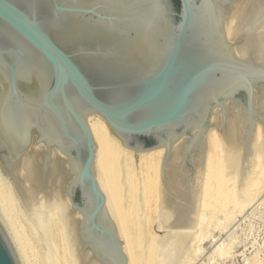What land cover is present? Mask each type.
<instances>
[{
  "label": "water",
  "instance_id": "water-1",
  "mask_svg": "<svg viewBox=\"0 0 264 264\" xmlns=\"http://www.w3.org/2000/svg\"><path fill=\"white\" fill-rule=\"evenodd\" d=\"M245 65L223 35L215 0H0V161L55 146L76 167L70 199L99 256L126 264L94 174L82 116L98 114L134 151L202 129L209 107L239 99L252 116ZM251 77V76H250ZM222 127V126H221ZM0 264H18L0 226Z\"/></svg>",
  "mask_w": 264,
  "mask_h": 264
},
{
  "label": "bare ground",
  "instance_id": "bare-ground-1",
  "mask_svg": "<svg viewBox=\"0 0 264 264\" xmlns=\"http://www.w3.org/2000/svg\"><path fill=\"white\" fill-rule=\"evenodd\" d=\"M215 6L233 56L264 68V0H215ZM250 76L254 127L248 143L252 116L239 99L223 100V125L222 109L212 102L202 129L193 126L167 156L166 147L127 148L98 114H83L93 138L94 178L126 264L192 261L215 213L244 209L264 190V74ZM32 145L15 173L0 161V226L18 264H29L19 223L44 247L59 239L62 252L49 251L48 263L111 264L89 243L84 215L70 199L73 160L55 146Z\"/></svg>",
  "mask_w": 264,
  "mask_h": 264
},
{
  "label": "rangeland",
  "instance_id": "rangeland-1",
  "mask_svg": "<svg viewBox=\"0 0 264 264\" xmlns=\"http://www.w3.org/2000/svg\"><path fill=\"white\" fill-rule=\"evenodd\" d=\"M242 209L234 212L232 208H228L215 213L210 220L207 236L196 244L198 248L194 246L193 250L191 249L193 260H186V264H264V190L252 203ZM18 221L21 222L20 219ZM19 224L17 230L20 231L19 235L25 242L29 264H56V260L53 261L54 263H48L46 255L49 251L61 254L59 239L57 238V243L56 237L50 234L51 239L54 237L55 241L53 239L51 241H54L55 245L47 240V247H44L36 236L25 230L27 227L24 224ZM49 243H52L51 245L57 250L51 245L53 251L49 250ZM119 243L122 245V239ZM183 244L181 243V246Z\"/></svg>",
  "mask_w": 264,
  "mask_h": 264
}]
</instances>
